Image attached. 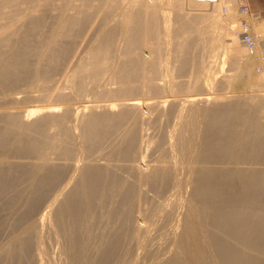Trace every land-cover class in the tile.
<instances>
[{"label": "bare ground", "instance_id": "obj_1", "mask_svg": "<svg viewBox=\"0 0 264 264\" xmlns=\"http://www.w3.org/2000/svg\"><path fill=\"white\" fill-rule=\"evenodd\" d=\"M53 1L0 0V264H49L45 222L62 264H137V249L147 264H264V94L239 91L262 74L231 1ZM221 55L233 72L216 79L207 59ZM88 88L72 127L70 101ZM20 90L43 106L22 107ZM192 90L187 106L152 100ZM146 112L172 119L154 154Z\"/></svg>", "mask_w": 264, "mask_h": 264}, {"label": "rangeland", "instance_id": "obj_2", "mask_svg": "<svg viewBox=\"0 0 264 264\" xmlns=\"http://www.w3.org/2000/svg\"><path fill=\"white\" fill-rule=\"evenodd\" d=\"M230 1L233 4V8H234V11H235V20H237V22L235 21V23H236V25H237V23H241V25L243 27V28H241V30L235 29L234 30V33H235L234 35L238 36L241 44H242V40H244L245 43L248 44L249 38L250 39H253V44L255 43L253 45V48L254 49H251L252 51L250 50L251 53H249V54H252L250 56H253L252 58H254L255 61H256V63H257V64H255V66H253V68L254 69L256 68L255 71L261 72V74H262V80H261V82H260L259 85L254 84L251 87L245 86V87H243L244 89L242 88L239 91H241V93H244V94H251V93H261V94H264V85H263V82H264V0H230ZM53 2L54 3L52 4V6L54 7L56 5V2L57 1L55 0ZM207 8H211V5L207 6ZM223 10L224 9L219 10V15L222 18H224V15H225ZM258 26L261 27L260 30H258V28H257ZM87 28L88 27L86 26V28L84 29V32H83V34L85 35V37L82 34L80 37H78V39L75 42H73L74 48H75V50L77 49V52L75 53L74 56H69L68 57V59L66 60L67 63H65V67L66 66L69 67V64L72 65L73 64V61L76 62L78 56L81 55L82 50L84 48V45L86 43L85 42L86 41V37L89 36V34H90V30L88 31L89 28L88 29ZM236 31H238V32L236 33ZM260 32H262L263 34L261 33V35H259L258 33H260ZM252 35H253V37H252ZM82 38L84 40H82ZM251 42H252V40H251ZM81 43H82V45H81ZM81 47H82V49H81ZM79 52H81V53H79ZM70 57H71V59H70ZM225 59H226L225 56H222V55L220 56V58L219 57H215V58H208L207 59V62H208V64L211 67L213 66L214 62H216V65L213 67V69H218V71H216L214 73V76H215L216 79L221 78L225 74H231L233 72V70L230 69L229 63L227 64V61L225 62ZM219 62H220L221 65H218ZM220 69H221V71H219ZM258 70H260V71H258ZM219 75H221V76H219ZM57 76H58V79H57ZM181 79H186V78L185 77H182ZM54 81L55 82L57 81L56 83L59 84L58 86H59V90L60 91L66 93V94H70L69 96L74 95V88H72L70 86V84H68V82H66V80L63 79V77L61 76V74H59V73L56 74ZM158 82H162V80H158ZM100 84L103 85V86H105V87H107L106 89H109L111 87L113 88L115 86L114 83L108 82V80L106 79V77H104L101 80ZM98 89H101V87H98ZM228 91H229V89H228ZM235 91H237V90H235ZM198 92H199V90H198ZM202 92H207V90H205V91L202 90ZM209 92H212V91H209ZM213 92H215V90H213ZM193 94H194L193 90L191 92H186L185 94L184 93H181V92H179L178 94L177 93H174V95L171 94V93H169V92H164L163 94H160V95H154L152 97V100H159V101L167 100L166 102H163L167 106L168 101L171 100V99H173L177 103L180 102V103H183V105H186L187 106V103L184 102V100H186V99H188L190 97H193V96L194 97L200 96V94H194V95ZM37 95H38L37 90H33L29 94V98H28L29 101H28V99H25L24 100L25 94H24L23 90L22 91L21 90L20 91H17V93L14 94L15 97L24 100V103H23L24 105L22 104V107H24V108H34V109L35 108H40L41 106H43V101H40L39 98H37ZM149 96H151V95H149ZM78 98H73L70 101V105H71V109H72V115L70 116L68 123L72 127L77 123L76 117L74 116L73 113L75 111H80V109L82 108V106L84 104L91 103L90 101L92 99L94 100L93 93H92V90L90 88H88L86 90V93L83 95V97H81L79 99ZM167 98H169V99H167ZM40 102H41V104H40ZM54 102L55 101H53L52 103H54ZM109 102H114V100L112 99L110 101H106L105 103H109ZM96 103H102V102H96ZM54 104H58V103H54ZM60 105H58V107H62ZM14 109H16V108H14ZM145 115H146V117H149V118L146 121V123H144V125L145 124L147 125V126L145 125L147 128H144V130H143L144 131L143 134H145L143 137L146 138L147 141H149V144H148L149 146H148L147 152L148 153L149 152L150 153L153 152V154H154L153 148H154V143L157 140V137L159 135H161L162 133L165 134L166 133V130L170 129L171 124H172V119L171 120H167L165 117L158 116L157 112H154L153 115H149L148 112H146ZM155 115L157 117H155ZM151 119H153V120L151 121ZM162 120H163V123H164L163 126L166 129L162 126ZM174 120H175V118H174ZM168 121H169V123H167ZM151 122H153V123H151ZM165 123H167L168 125L165 124ZM157 126H159V127H157ZM160 127H162L163 129L160 128ZM76 131L77 130L75 129V132ZM150 150H152V152ZM179 176L180 177H184V174L181 173ZM188 190H189L188 187H184L182 189L181 195L179 197H181V198L185 197L187 195V193H188ZM170 192L172 193V191H170ZM170 192H167L166 193V196H167L166 199L167 200H163V201H165V203H170L171 204V203H173L174 201H176L179 198L177 195L174 194V192H173V195H170ZM148 196H150V192L148 193ZM44 207H45V205L43 204L42 207H41L42 210L45 209ZM182 212H183V208H180V207L179 208L175 207L174 208V211H173V213L175 214V216L177 218L178 217L180 218ZM12 220H13V217H8L7 220H6L7 221V224L10 225L12 223ZM49 227H50L49 224L46 223V222L41 227V231H43V233L45 235L44 236L45 246H47V247L49 246L48 247L49 248V250H48V252H49V264H59V263L62 264L63 263L62 255H60V253H59V244H58L59 238L54 234V232L52 231V228L51 227H50L51 228V231L49 230L50 229ZM9 229H10L9 226H6V228L4 229L5 232H3V231L1 232L0 236L1 235L2 236L0 237V246L2 244H4L5 241L7 240V238H8V234L7 233L9 231ZM49 231L51 232V234H50ZM47 236H49V237H47ZM45 240H47V243H46ZM163 240H164V238L163 237H160L156 231H154V230H151L150 231L149 244H150L151 247L158 246V245H160V246L161 245H165L164 242H163ZM163 250H165V249H163ZM134 257L136 258L137 264H141V261H143L142 262L143 264H147L146 263L147 261L142 256L141 249H137V252L135 253Z\"/></svg>", "mask_w": 264, "mask_h": 264}, {"label": "built area", "instance_id": "obj_3", "mask_svg": "<svg viewBox=\"0 0 264 264\" xmlns=\"http://www.w3.org/2000/svg\"><path fill=\"white\" fill-rule=\"evenodd\" d=\"M248 40V39H247ZM250 42H248V44H249ZM250 45V44H249Z\"/></svg>", "mask_w": 264, "mask_h": 264}]
</instances>
